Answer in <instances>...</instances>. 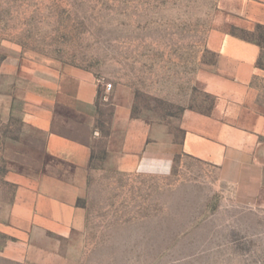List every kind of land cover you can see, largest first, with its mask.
<instances>
[{
    "label": "rangeland",
    "instance_id": "1",
    "mask_svg": "<svg viewBox=\"0 0 264 264\" xmlns=\"http://www.w3.org/2000/svg\"><path fill=\"white\" fill-rule=\"evenodd\" d=\"M260 14L264 0H0V65L90 73L131 99L133 117L178 140L185 111L212 110L215 97L198 77L214 73L225 39L255 45V68L264 71ZM250 85L264 103V78ZM111 113L108 103L100 107L101 133L77 201L84 227L56 238L57 255L42 264H264V208L216 166L180 154L165 174L110 169ZM6 169L0 156V213L15 192ZM6 241L0 234V248Z\"/></svg>",
    "mask_w": 264,
    "mask_h": 264
},
{
    "label": "crops",
    "instance_id": "2",
    "mask_svg": "<svg viewBox=\"0 0 264 264\" xmlns=\"http://www.w3.org/2000/svg\"><path fill=\"white\" fill-rule=\"evenodd\" d=\"M222 43L214 73L198 77L215 97L212 110L185 111L178 140L166 127L133 117L131 99L117 90L110 94L90 73L3 61L0 156L6 160L3 179L15 192L0 213V234L8 239L0 257L42 264L43 256L57 255L51 246L56 238L83 229L85 210L77 201L86 189L105 103L112 107L110 169L165 174L174 156L188 155L216 166L242 196L264 208V103L259 88L250 85L255 76L264 78V71L255 68V45L237 39Z\"/></svg>",
    "mask_w": 264,
    "mask_h": 264
},
{
    "label": "built area",
    "instance_id": "3",
    "mask_svg": "<svg viewBox=\"0 0 264 264\" xmlns=\"http://www.w3.org/2000/svg\"><path fill=\"white\" fill-rule=\"evenodd\" d=\"M110 88H111V84L109 83L105 84V90L109 91Z\"/></svg>",
    "mask_w": 264,
    "mask_h": 264
}]
</instances>
